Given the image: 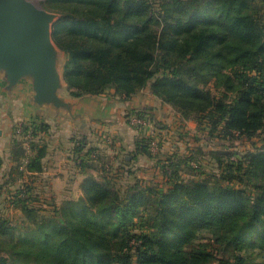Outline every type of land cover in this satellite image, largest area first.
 <instances>
[{
    "label": "trees",
    "instance_id": "obj_1",
    "mask_svg": "<svg viewBox=\"0 0 264 264\" xmlns=\"http://www.w3.org/2000/svg\"><path fill=\"white\" fill-rule=\"evenodd\" d=\"M37 4L57 15L51 37L65 56L71 96L112 90L128 100L148 86L221 149L203 151L216 167L204 176L188 158H168L165 188L135 181L121 190L91 172L102 160L98 147L74 139L82 194L45 215L31 205L29 187L18 189L12 202L22 230L0 220V264H264V143L254 140L264 141V0ZM138 112L143 133L153 117ZM48 128L20 123L29 146L11 138L12 170L43 171L46 146L34 137ZM155 138L143 136L125 163L151 157ZM239 140L252 149L235 150Z\"/></svg>",
    "mask_w": 264,
    "mask_h": 264
},
{
    "label": "rangeland",
    "instance_id": "obj_2",
    "mask_svg": "<svg viewBox=\"0 0 264 264\" xmlns=\"http://www.w3.org/2000/svg\"><path fill=\"white\" fill-rule=\"evenodd\" d=\"M33 1L37 3L39 0ZM64 59V54L58 51L57 68L60 74ZM3 84H0V129L4 130L5 136L4 139L0 141V146L7 143L10 136L11 138L15 137L18 140H24L25 146H29L30 136H27V139H22V134H17L15 130L18 124L25 122L24 119L26 118L22 115L25 111L24 109L30 110L33 108V105L31 106V104H33L32 94L34 92L32 89V80L29 77H27V79H22L16 87L10 90H7ZM145 90H149V87L147 86L143 91L145 92ZM58 93L60 96L65 95V98L69 100L68 98L70 96L69 94L66 95L64 86L58 90ZM109 94L108 92L106 95ZM23 98H26L24 101L30 106L23 104ZM18 100H20L19 103ZM117 101L119 100L117 99ZM158 102L150 109L151 111L156 109V111L153 114L149 113V115L153 117V121H150L149 117V124L145 125L146 129L143 133H141L139 128L130 120L132 117L136 116L138 111L131 109L125 111L122 118L124 126L136 131L141 139V135L150 136L153 134V136L156 137L154 140L155 145L151 148L153 155L151 157L138 156L137 159L131 160L129 163H125L123 156H118L113 159L112 154L107 153L106 150L112 145L116 146V140H113L111 131L104 129L102 134L108 133V135H106L107 138L104 139L105 141L102 148L93 144V146L98 147L99 153L97 155L101 156L102 160L97 159L100 160V163L99 161H94L95 159L92 161L96 164L97 168L91 170V172L99 176L100 179L106 174L105 178L109 177L116 188L123 190L126 185L135 181H142L165 188L167 186L165 170L170 168L168 165L169 162L167 161L168 158H173L175 161H183L185 158H188V164L194 168L197 167L196 170L200 172L201 176H204L205 172L208 170L216 171L215 163L212 160L208 162L206 159L209 157H205L203 151L207 152L213 149H221L215 145V142H218L217 139L211 140L207 137L208 134L206 129H202V125H197V123L190 121H183L178 112L167 104L160 101ZM77 107L78 106L75 105V108ZM140 111L147 112L146 108H142ZM94 127L98 131L103 130L102 127ZM76 136L81 135L77 133ZM42 139L43 135L41 136L40 133H37V136L34 137V140ZM254 140L257 145L264 143L261 137H256ZM252 147L250 142L239 140L236 142L234 149L237 151H245L247 149H252ZM130 152L132 151H128L127 154ZM71 163H69L70 165L65 163L64 157L53 162V164H55L52 168L54 173L58 175L60 172L59 170H61L67 174L66 179L68 181L61 182L53 178L49 179L48 177H44L43 173L40 175H29L25 174V169H23V171L21 168L12 170V165H14L13 162L11 165L9 161H6V163L2 162L0 164V220L8 219L9 224H15L13 226L16 227V231L22 230L19 226H22L24 215L12 202V200H15V197H13L15 195L14 193L20 188L23 190L28 187L30 188L31 192L29 195L31 205L43 209L45 215H50L54 207L60 205L65 198L78 197L80 191L82 192V189L80 190L79 187L82 178L78 181L71 179L70 172L72 173L75 171V164H73L74 162ZM64 164H66L67 167L64 168ZM163 164L167 166L164 168ZM180 168L182 169V177H185V170H187L186 164H181ZM7 171L8 173L6 174ZM19 171L22 175L19 174Z\"/></svg>",
    "mask_w": 264,
    "mask_h": 264
},
{
    "label": "crops",
    "instance_id": "obj_3",
    "mask_svg": "<svg viewBox=\"0 0 264 264\" xmlns=\"http://www.w3.org/2000/svg\"><path fill=\"white\" fill-rule=\"evenodd\" d=\"M21 81L22 79L13 87H16ZM0 84H3L7 89L8 82L5 78L4 72L1 71ZM63 86L66 91V95H68L69 92L62 80L61 88ZM143 90L135 94L128 100H122L117 96H114L112 94V90L108 91L111 95H106L108 94V92L98 95H83L80 97H74L69 94V100L65 98V95L60 96L57 92L58 96L68 105V108L64 106L56 107L48 103L38 105L33 101V92V104H31V106L33 105V108L30 110L24 109L25 111L22 114L24 118H26L24 119V121L27 124L35 122L37 124L45 123L49 126L46 133L44 131L38 132L41 134V136L43 135V139L41 140V142L46 146V155L42 159L43 171L40 173H33L35 175H40L43 173L44 177H48L49 179L53 178L61 182L68 181L66 179V172L59 170L60 172L58 175L53 172L52 168L55 166L53 162L60 159L61 157H64L65 163L69 164L71 162H74L73 160H71L72 147L74 145V139L79 137L84 138L89 145L96 144L98 145V147L102 148L105 141L104 139L107 138L106 135H108V133L102 134L104 129H108V131H111L113 140L115 139L117 144L116 146L112 145L106 150V152L112 154L113 159L117 158L118 156L128 158L127 152L134 151L137 147V143H139L141 138L138 136L136 131L128 129L124 126V121L122 118L125 111H128L130 109L138 111L142 108H146L148 114H153L155 113L156 109L154 111H151L150 109H152L153 105H156L159 101L152 95L150 89L145 90V92ZM116 98L119 101H117ZM25 99L26 98H23V101ZM19 102L20 100H18V103ZM23 104L30 106L26 101H24ZM75 105H77L78 107L75 108ZM94 126L98 128L102 127L103 130L98 131ZM77 133L81 136H76ZM4 136V130L0 129V141L4 139ZM141 137L143 138L142 135ZM7 141V143H4L2 146H0V162L6 163V161H9L11 165L13 162L11 156V136ZM138 156L147 157L145 155ZM138 156L132 160L137 159ZM65 167H67L66 164H64V168ZM8 171L6 172V174L8 173ZM70 175L71 179L77 181L82 178L81 175H79L77 172H70ZM81 194L82 192L80 191L78 196Z\"/></svg>",
    "mask_w": 264,
    "mask_h": 264
},
{
    "label": "water",
    "instance_id": "obj_4",
    "mask_svg": "<svg viewBox=\"0 0 264 264\" xmlns=\"http://www.w3.org/2000/svg\"><path fill=\"white\" fill-rule=\"evenodd\" d=\"M56 18L33 0H0V71L7 89L29 77L36 104L68 108L57 94L62 76L57 68L59 49L51 37Z\"/></svg>",
    "mask_w": 264,
    "mask_h": 264
},
{
    "label": "built area",
    "instance_id": "obj_5",
    "mask_svg": "<svg viewBox=\"0 0 264 264\" xmlns=\"http://www.w3.org/2000/svg\"><path fill=\"white\" fill-rule=\"evenodd\" d=\"M132 123H136V124H145V122L137 117H132V119H130ZM20 124H18L17 128H16V133H20ZM155 143L152 142V148L154 147Z\"/></svg>",
    "mask_w": 264,
    "mask_h": 264
}]
</instances>
